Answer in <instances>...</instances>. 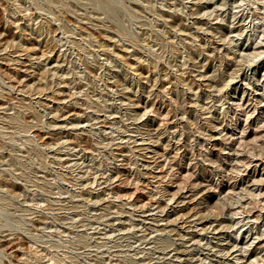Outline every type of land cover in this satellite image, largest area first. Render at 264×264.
Here are the masks:
<instances>
[{
    "label": "rangeland",
    "instance_id": "obj_1",
    "mask_svg": "<svg viewBox=\"0 0 264 264\" xmlns=\"http://www.w3.org/2000/svg\"><path fill=\"white\" fill-rule=\"evenodd\" d=\"M0 264H264V0H0Z\"/></svg>",
    "mask_w": 264,
    "mask_h": 264
}]
</instances>
